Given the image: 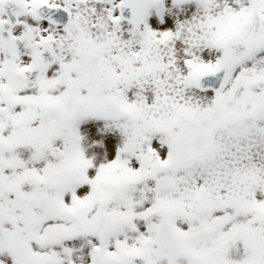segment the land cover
Wrapping results in <instances>:
<instances>
[{
	"label": "clouds",
	"instance_id": "1",
	"mask_svg": "<svg viewBox=\"0 0 264 264\" xmlns=\"http://www.w3.org/2000/svg\"><path fill=\"white\" fill-rule=\"evenodd\" d=\"M0 264H264V0H0Z\"/></svg>",
	"mask_w": 264,
	"mask_h": 264
},
{
	"label": "snow or ice",
	"instance_id": "2",
	"mask_svg": "<svg viewBox=\"0 0 264 264\" xmlns=\"http://www.w3.org/2000/svg\"><path fill=\"white\" fill-rule=\"evenodd\" d=\"M88 127L90 128L91 133L94 134L95 131H96L95 128L92 127L91 125H89ZM105 144H106V146L108 147L109 152L111 153V146H112V139H111V137H108V138L105 140Z\"/></svg>",
	"mask_w": 264,
	"mask_h": 264
},
{
	"label": "bare ground",
	"instance_id": "3",
	"mask_svg": "<svg viewBox=\"0 0 264 264\" xmlns=\"http://www.w3.org/2000/svg\"><path fill=\"white\" fill-rule=\"evenodd\" d=\"M153 23H155V22L153 21ZM169 23H170V21H169ZM112 145H113V141H112ZM111 150H112V146H111Z\"/></svg>",
	"mask_w": 264,
	"mask_h": 264
}]
</instances>
